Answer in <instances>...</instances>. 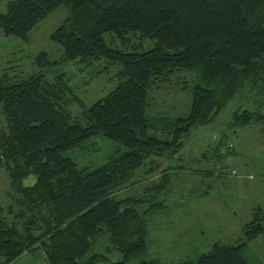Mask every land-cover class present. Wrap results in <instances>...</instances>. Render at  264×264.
Here are the masks:
<instances>
[{
    "label": "trees",
    "instance_id": "trees-1",
    "mask_svg": "<svg viewBox=\"0 0 264 264\" xmlns=\"http://www.w3.org/2000/svg\"><path fill=\"white\" fill-rule=\"evenodd\" d=\"M61 5L69 15L50 34L62 48L57 63L72 62L79 72L94 66L95 73L117 64L122 79L87 105L74 74L0 76V201L8 198L0 203V264L38 249L46 264H263L247 250L264 235L260 202L238 239L216 240L174 263L141 257L150 215L169 209L158 196L168 187L166 162L180 158L185 138L239 93L252 107L234 110L230 125L264 122V0H8L0 32L25 40ZM38 61L53 63L45 52ZM179 80L191 92L189 113H147L152 95ZM228 133L212 143L218 161ZM102 138L112 143L103 162L79 163V152ZM29 175L33 183L22 185Z\"/></svg>",
    "mask_w": 264,
    "mask_h": 264
},
{
    "label": "rangeland",
    "instance_id": "rangeland-1",
    "mask_svg": "<svg viewBox=\"0 0 264 264\" xmlns=\"http://www.w3.org/2000/svg\"><path fill=\"white\" fill-rule=\"evenodd\" d=\"M7 1L0 0V12L6 11ZM68 15L69 10L65 6L56 7L36 23L25 40L0 32V76L7 73L11 80H15L38 72L47 79L59 72L74 74L71 82L77 86L76 93L89 105L106 95L122 79L117 76L119 65L108 64L107 69L95 73L94 66L79 72L72 62L58 64L62 48L50 39V34ZM41 52H45L53 62L49 67L40 65L38 56ZM102 61L95 66L107 64ZM182 85L184 83L179 80L171 89L152 95L147 113L186 116L191 92L189 87L183 88ZM239 98L241 93L228 103L214 122L195 129L191 136L185 138V145L179 152L180 158L177 154L166 162L168 187L158 196V200L169 209L161 208L150 215L148 249L141 258L157 257L165 263H174L186 253L206 251V245L216 240L238 239L242 236L244 218L250 216L256 202L264 207V181L260 179L264 170V122H253L243 127L231 126L234 110L252 107L250 101ZM260 110L264 113V104ZM73 111L76 113L79 110L74 107ZM5 125L0 104V128ZM223 131L229 133L224 146L220 147L221 159L218 161L214 157L212 143L215 135ZM229 143L232 147L228 146ZM87 146L84 152H79L78 161L96 166L103 162L102 156L112 148V143L103 139L89 142ZM142 175L145 176L142 180L150 178L143 172ZM156 177L157 174L154 175ZM34 179L33 175H29L22 179L21 184L30 185ZM2 189L0 187V193H4ZM118 194L124 197L127 191L122 188ZM0 203L7 205L8 198ZM158 214L163 216H156ZM247 250L256 253L264 264V235L250 242ZM113 257L121 258L119 253ZM137 261L129 264H136ZM12 264H46L45 253L42 249L25 253Z\"/></svg>",
    "mask_w": 264,
    "mask_h": 264
},
{
    "label": "crops",
    "instance_id": "crops-1",
    "mask_svg": "<svg viewBox=\"0 0 264 264\" xmlns=\"http://www.w3.org/2000/svg\"><path fill=\"white\" fill-rule=\"evenodd\" d=\"M1 184H2V172L0 170V187H1Z\"/></svg>",
    "mask_w": 264,
    "mask_h": 264
}]
</instances>
